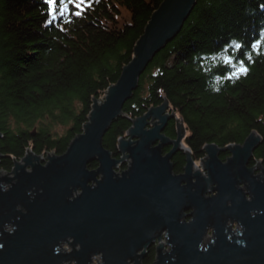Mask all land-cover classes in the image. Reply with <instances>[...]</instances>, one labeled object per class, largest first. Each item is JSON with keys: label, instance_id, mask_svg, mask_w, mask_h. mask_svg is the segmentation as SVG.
<instances>
[{"label": "water", "instance_id": "water-1", "mask_svg": "<svg viewBox=\"0 0 264 264\" xmlns=\"http://www.w3.org/2000/svg\"><path fill=\"white\" fill-rule=\"evenodd\" d=\"M195 1L163 0L152 12L131 60L103 99L93 100L82 132L64 153L48 154L43 163L28 148L0 176V264H91L95 255L98 264H139L155 241L154 264H264V170L256 178L246 168L261 141L255 131L242 144H205L206 177L191 171L189 156L184 173L173 174L171 154L190 149L181 141L186 127L167 100L133 119L118 138L119 158L102 144L146 65L180 30ZM171 118L175 140L161 133ZM167 143L173 146L163 156ZM226 149L231 157L222 162L218 150ZM92 162L97 166L89 169ZM211 184L214 194L207 195ZM228 219L240 227L232 231Z\"/></svg>", "mask_w": 264, "mask_h": 264}, {"label": "trees", "instance_id": "trees-1", "mask_svg": "<svg viewBox=\"0 0 264 264\" xmlns=\"http://www.w3.org/2000/svg\"><path fill=\"white\" fill-rule=\"evenodd\" d=\"M162 1L87 0L77 16L73 5L61 14L59 7L50 13L47 0H0L1 170L10 171L28 148L44 158L65 152L82 132L93 100L103 99L131 60ZM230 55L231 66L224 63ZM164 100L182 119L196 158L205 144H242L255 131L261 141L254 154L264 159V0H196L139 76L103 147L119 158L118 138ZM59 125L64 129L56 134L52 127ZM182 161L175 156L176 172Z\"/></svg>", "mask_w": 264, "mask_h": 264}, {"label": "flooded vegetation", "instance_id": "flooded-vegetation-1", "mask_svg": "<svg viewBox=\"0 0 264 264\" xmlns=\"http://www.w3.org/2000/svg\"><path fill=\"white\" fill-rule=\"evenodd\" d=\"M168 110H170V108H168L166 111H168ZM149 122H150V120H149ZM170 124H171V127H173L172 132L170 133V135H165L164 131H166V129H168L170 127ZM161 133L164 134V136L167 137L168 139L175 140L176 136H177V122H176V120L174 118L168 119V121L166 122V125L163 128V130L161 131ZM188 134L189 133L186 129L184 137L181 140L183 145L187 148H189L186 145V137L188 136ZM226 145H228V144H226ZM172 146L173 145L170 143L165 144L161 150L162 155L164 156L165 154L169 153L171 151ZM202 151H203V153L201 154V156L196 158L195 156H193V153H194L193 150H185L184 148L179 149V150H174V152L171 154V158H170V162L173 165V170H172L173 174L180 175V174L184 173V168H185L188 156H189L191 158V171H193V173H194L195 168H198L200 173L206 176V172L205 171L203 172L199 168L200 164L202 165L203 162L206 160V157H207L206 151L205 150H202ZM254 151L255 150L252 151L250 158L247 160L246 168L250 170L252 177L259 178V176L260 177L262 176V172L264 170V159L257 157L254 154ZM230 152H231V150H227V149L226 150H218V158L222 162H225L229 157H231ZM176 155H179V158L181 160L183 159L181 169L178 172H176V164L173 162L175 160ZM127 163L128 162L125 161L126 166H127ZM246 183L247 182L240 183L239 187L243 190V193H245L246 197L248 198V195L246 193V191H247V188H246L247 184ZM212 187H214V185L211 184L209 186L210 191H209V193H207V195H213L214 194V192L212 191ZM226 224L228 227H230V229L232 231H235L237 228L240 227L239 223H237V221L234 219H228L226 221ZM211 235H212V228H208V231L205 235V238L210 237ZM159 242L160 241H155L151 245H149L148 247L145 248L142 256H140L137 259L139 264H154V262L157 261V259H158L157 247H158ZM137 254H140V251ZM149 260H151V261L148 262ZM129 263L133 264L134 262L132 260H130Z\"/></svg>", "mask_w": 264, "mask_h": 264}, {"label": "snow or ice", "instance_id": "snow-or-ice-1", "mask_svg": "<svg viewBox=\"0 0 264 264\" xmlns=\"http://www.w3.org/2000/svg\"><path fill=\"white\" fill-rule=\"evenodd\" d=\"M47 3L51 6L49 9L50 13H55L57 11V8L59 7L61 14H63L64 12L69 11V5H73V7L78 10L75 12V15L79 16L82 14L81 11L79 10L82 9L87 4V0H59V3H57V0H47ZM259 43L260 42L257 41V43L253 45V48L257 51L259 50V47H258ZM238 47H242V46H238ZM234 59L235 57L231 55L226 56L224 63L231 66ZM248 59H251V57L249 56ZM239 63L241 65V71L246 73L247 69L246 67H243L244 61L240 60Z\"/></svg>", "mask_w": 264, "mask_h": 264}, {"label": "rangeland", "instance_id": "rangeland-1", "mask_svg": "<svg viewBox=\"0 0 264 264\" xmlns=\"http://www.w3.org/2000/svg\"><path fill=\"white\" fill-rule=\"evenodd\" d=\"M53 128V130H54V132L56 133V134H58V133H62L63 132V126H61V125H59V126H53L52 127ZM42 157H44V156H42ZM41 161H42V159H41ZM125 163V162H124ZM122 164V163H121ZM120 164V165H121ZM119 165V166H120ZM201 170H202V165L200 164V167H199ZM4 174H6V172L5 171H3V170H1ZM117 171V170H116ZM121 171V170H120ZM120 171H117V172H120ZM204 172V171H203ZM8 229V228H7ZM63 247H67V248H70V247H68L67 246V244H63ZM100 259H101V257H100V255H95V256H93V258H92V262H91V264H98L99 263V261H100Z\"/></svg>", "mask_w": 264, "mask_h": 264}, {"label": "bare ground", "instance_id": "bare-ground-1", "mask_svg": "<svg viewBox=\"0 0 264 264\" xmlns=\"http://www.w3.org/2000/svg\"><path fill=\"white\" fill-rule=\"evenodd\" d=\"M167 138V137H166ZM32 151V150H31ZM33 152V151H32ZM34 153V152H33ZM35 154V153H34ZM37 155V154H36ZM40 156H43V155H40ZM5 156L4 155H0V162H1V159L2 158H4ZM43 158V160H42V162L44 163L45 162V158H46V156H45V158L44 157H42ZM15 161H19V159H14ZM195 168V167H194ZM198 170V168H195V170ZM6 173L7 172H9V171H5ZM2 175H5L2 171H0V176H2ZM205 176V175H204ZM206 177V176H205Z\"/></svg>", "mask_w": 264, "mask_h": 264}]
</instances>
